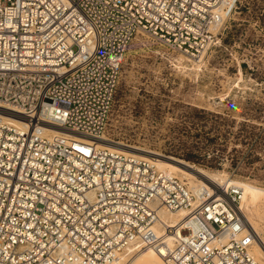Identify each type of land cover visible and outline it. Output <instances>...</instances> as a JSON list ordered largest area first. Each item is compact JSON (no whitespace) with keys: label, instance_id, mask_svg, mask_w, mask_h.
I'll use <instances>...</instances> for the list:
<instances>
[{"label":"built area","instance_id":"1","mask_svg":"<svg viewBox=\"0 0 264 264\" xmlns=\"http://www.w3.org/2000/svg\"><path fill=\"white\" fill-rule=\"evenodd\" d=\"M229 1L0 0V264H120L147 248L165 264H261L239 189L196 194L152 159L96 143L134 39L195 56ZM161 210L183 214L171 225Z\"/></svg>","mask_w":264,"mask_h":264},{"label":"rangeland","instance_id":"2","mask_svg":"<svg viewBox=\"0 0 264 264\" xmlns=\"http://www.w3.org/2000/svg\"><path fill=\"white\" fill-rule=\"evenodd\" d=\"M232 6L224 35L214 32L202 59L138 35L105 137L96 141L255 186L248 214L264 241V0Z\"/></svg>","mask_w":264,"mask_h":264},{"label":"bare ground","instance_id":"3","mask_svg":"<svg viewBox=\"0 0 264 264\" xmlns=\"http://www.w3.org/2000/svg\"><path fill=\"white\" fill-rule=\"evenodd\" d=\"M234 1L235 0H230L228 2L226 9H219V11L217 13V21L212 28L213 31H216L220 27L221 23L225 19L224 15L226 14L227 9H229L234 4ZM203 56H204V53L199 55V57L201 59L203 58ZM4 114H6L8 117H11L14 120H16L15 122L17 125L24 127V125H25V124H23L24 118L21 115L16 116V115L7 114V113H4ZM56 129L58 132H60L58 130V128H56ZM69 133H71V132H69ZM71 136H73V135H71ZM98 139H100V138H98ZM104 141H108V140H104ZM96 143L101 147H107L109 149L123 151V152H129V153L134 154V155L139 156V157L150 158L153 161H155L157 163L158 167L163 171H169V172L175 173V174L181 173L184 177H186L189 180L188 182L190 183V187L193 189V191L196 194H201L205 190L208 191V193L210 195H212L213 190L218 191V192L221 191L222 193H226V192H230L231 190L240 189L241 190V197H240L239 203H237V205H236V210L240 214V216L244 222V225L247 227V229L252 233V235L254 237V242H253L252 248H251L253 256L255 257V259L257 261H260V263L264 264V241L262 240V238H260V231H259L258 226L256 225V223L253 220V216L251 217L248 214L249 206L254 203V196H253L252 191H257V188L255 186H252V185L245 183V182H239V181L231 180V179H228V178L216 175V174H212V173H209L208 171H206L204 169H200L199 171L193 172V171H190V170H188V169H186V168H184V167H182V166H180V165H178L172 161H168V160H165L161 157H158V156L154 155V153H153V155L152 154L151 155L150 154H143V153H140L138 151H132L128 148L118 147L115 145H107L104 142L96 141ZM262 191H264V190H262ZM260 199H262L261 201L264 202V200H263V198H261V196H260ZM182 214H183V212H181V213H170V212H167L166 210H161L160 211V219L163 220L164 222L171 224V225H175V223H177L180 220ZM244 216L246 217L247 221H246ZM154 259L157 261L156 263L161 262V264H165L161 255L156 250H154L152 248H147V249L141 250L137 253H134V255H131V253L125 252L121 256L122 262L120 261V264H155L154 262H152Z\"/></svg>","mask_w":264,"mask_h":264}]
</instances>
